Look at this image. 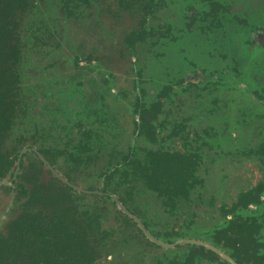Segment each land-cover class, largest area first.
<instances>
[{
    "label": "flooded vegetation",
    "instance_id": "flooded-vegetation-1",
    "mask_svg": "<svg viewBox=\"0 0 264 264\" xmlns=\"http://www.w3.org/2000/svg\"><path fill=\"white\" fill-rule=\"evenodd\" d=\"M180 1L17 11L4 248L28 216L35 256L62 239L82 264H264V3ZM231 174L232 194L209 188Z\"/></svg>",
    "mask_w": 264,
    "mask_h": 264
},
{
    "label": "trees",
    "instance_id": "trees-1",
    "mask_svg": "<svg viewBox=\"0 0 264 264\" xmlns=\"http://www.w3.org/2000/svg\"><path fill=\"white\" fill-rule=\"evenodd\" d=\"M26 0H0V109L6 107L4 103L10 101L13 90V83L16 78V61L18 60V52L9 45L10 34L15 25L16 13L22 10ZM6 101V102H5ZM31 217H26L25 222L16 224L14 230L11 229L8 238L9 244L7 248L3 247L0 241V264H82L85 263L84 255L81 249L73 250L63 245V240L54 243V249L61 251L56 256H35L34 245L31 237ZM14 222L13 224H15ZM12 224V225H13ZM21 227V228H19ZM70 232L76 234L77 230L71 226ZM48 244V243H47ZM47 244L44 243L45 249ZM50 245V244H49ZM68 250L69 255H64V251ZM24 251V255L19 252ZM90 260V256H87Z\"/></svg>",
    "mask_w": 264,
    "mask_h": 264
},
{
    "label": "rangeland",
    "instance_id": "rangeland-1",
    "mask_svg": "<svg viewBox=\"0 0 264 264\" xmlns=\"http://www.w3.org/2000/svg\"><path fill=\"white\" fill-rule=\"evenodd\" d=\"M177 0H173V3H176V6L179 5V3L181 2L180 0H178V2H175ZM224 2H230L233 6V9H234V12H232V15L235 14V15H238V16H242L244 15L243 13V5H245V1L246 0H223ZM257 3V4H261L262 2H260V0H248L246 2V9L248 10V13H252L254 10V3ZM263 3H264V0H263ZM174 15V13H172ZM259 55L261 56V53H259ZM117 73V78H118V85H121L120 81H121V78H120V68L118 67V70L116 71ZM61 78V77H60ZM231 109V108H230ZM213 178V177H212ZM242 182H244V179L243 178H240V177H234L233 174H231V176L229 177V179L226 178L225 182L220 185L219 187H213V185H210V189L211 188H217V189H220L222 190L224 193H230L232 194L233 192H235V189L236 187L241 184ZM219 190V191H220ZM6 196L3 194V193H0V208H2L6 202H7V199H5Z\"/></svg>",
    "mask_w": 264,
    "mask_h": 264
}]
</instances>
